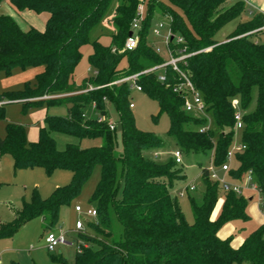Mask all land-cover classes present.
<instances>
[{
    "label": "trees",
    "instance_id": "trees-1",
    "mask_svg": "<svg viewBox=\"0 0 264 264\" xmlns=\"http://www.w3.org/2000/svg\"><path fill=\"white\" fill-rule=\"evenodd\" d=\"M3 0H0V4ZM111 0H10L17 12L47 13L43 31L30 28L23 31L10 16L0 14V72L9 74L13 68L42 66L32 88L0 95V100L20 101L25 112L33 105L66 107L65 116L46 115L35 142H28L25 128L7 123L0 138V155L11 157L14 170L42 168L51 174L67 170L71 182L57 188L50 197L34 195L15 210L10 222L0 224V239L12 238L34 217H40L48 229L59 222L60 210L70 205L81 193L95 166L100 167L99 181L88 203L94 205L103 225L108 222L112 208L123 227L124 240L114 242L110 232L93 228L79 234L88 245L76 251L71 264H264V225L244 239L238 249H232L231 239L220 240L217 232L228 222L249 220V201L232 192L223 193V203L215 220L211 214L218 202L220 187L202 169L204 193L197 205L191 200L193 222L189 224L172 190L184 179L174 160L158 164L143 153L160 149L163 142L154 134L135 127L130 113L128 83H117L134 74L137 84L158 104L159 115L169 120L168 135L182 153L212 156L216 166L224 163L232 145L234 132L233 101L243 111L240 141L245 146L234 156L228 177L242 181L252 172L264 209V43L252 39L264 30V16L253 13L252 18L238 24L222 43L215 35L244 11L239 0H168L187 20L185 25L169 6L149 0L146 19L138 32L139 42L133 51H123L139 0H121L106 24L110 44L104 46L90 41L91 30L104 21ZM158 8L162 16L170 17L171 33H178L182 44L171 36L169 50L176 55L185 48L193 53L179 68L186 72L206 106L212 129L203 128L204 118H195L183 110L184 97L175 88L181 79L171 67L164 70L163 82L155 71L163 62L146 44L151 12ZM248 34V35H247ZM172 38V39H171ZM90 45L88 64L94 74L79 83L73 81L76 66L82 58L81 49ZM210 48V51H204ZM255 101L252 109L251 104ZM106 103L113 104L122 125V154L116 158L114 130L106 121ZM99 117L91 119L86 110ZM3 116V107L0 118ZM156 119V117L154 118ZM194 126V128H190ZM83 139H102L103 144L82 148L66 144L58 150L52 134ZM117 161L121 172L118 176ZM88 224V225H87ZM51 260L68 264L59 255ZM15 264V263H13Z\"/></svg>",
    "mask_w": 264,
    "mask_h": 264
},
{
    "label": "rangeland",
    "instance_id": "rangeland-1",
    "mask_svg": "<svg viewBox=\"0 0 264 264\" xmlns=\"http://www.w3.org/2000/svg\"><path fill=\"white\" fill-rule=\"evenodd\" d=\"M121 0H111L107 9L106 18L99 25L94 27L89 33V40L98 41L104 46L110 44V32L106 27L109 19ZM163 5L169 6L175 11L179 17L183 20L186 26H188L187 20L183 13L176 7L171 6L168 0H156ZM252 0L245 3L244 11L241 15L225 25L214 37L215 41L222 43L226 38L236 29L238 24L245 23L252 18L253 13H256L257 7L253 5ZM149 0H145L142 4L141 18L136 17L139 29H141L147 13H148ZM252 6V8L249 7ZM0 14L8 15L12 17L20 26L23 31H27L30 28H34L38 31H43L46 21L48 19L47 13H35L32 11L17 12L10 5V0H3L0 4ZM162 23L163 27H159ZM146 44L158 55L163 63L169 61L170 52L168 48L169 38L172 36L174 42L182 38L178 33L172 34L170 21L162 16V13L158 8H154L150 15V20L147 27ZM260 43H264V32L260 33ZM253 37L252 39H254ZM210 51V48H208ZM82 58L76 66L73 74V81L79 83L84 78H90L93 76L94 71L88 64V56L92 53L90 45H86L81 49ZM43 71L42 66H30L25 68H13L9 74L0 72V95L7 93H17L23 91L26 87L32 88L36 78ZM157 77L164 74L162 68L155 71ZM142 75V74H141ZM129 93L127 100L130 104H133V108L130 109V113L133 117L135 127L142 131L156 135L162 142L163 147L160 149H152L145 151L143 155L148 160L158 163L166 164L170 160H173L172 153L180 151L175 141L169 137V120L165 114L159 115L158 104L150 99L144 92H138L134 87H130L131 83H128ZM1 101V100H0ZM3 116L0 118V138L5 135V126L7 123L15 124L25 128L26 137L31 134L38 136L39 129L44 125L43 120L48 110V115L52 111L57 112V109L64 108V106H52L47 107L45 104L33 105L29 107L25 112L23 111V105L20 101H10L8 98H3ZM255 101L251 104L253 109ZM235 111H243L240 108L238 102L233 106ZM1 110V108H0ZM106 121L112 124L114 128V134L117 141V146L114 151V156L118 158L123 151L122 146V125L120 122L119 114L116 107L113 104L106 103L105 107ZM86 116L91 119H96L99 116L92 112V110H86ZM195 118H204L206 125L203 128L212 129L213 124L207 115L203 114H190ZM156 117V119H154ZM194 128V126H190ZM53 139L55 140L58 150H63L66 144H80V147L87 148L93 146H100L103 144V140L98 139H83L78 140L69 136L53 133ZM238 133L235 140L238 139ZM29 142V141H28ZM181 152V151H180ZM182 153V152H181ZM212 156H200L196 154L182 153V163L176 164L184 179L178 181L174 186L172 193L177 196L179 206L184 215L185 220L191 224L193 222V214L191 209V200L197 205L202 202V195L204 193V186L202 184V169L205 168L209 171V174L215 175V182L220 184L223 182H230L228 175L220 170L219 166L214 165L211 161ZM121 172L120 162L117 161V173L118 176ZM100 167L95 166L90 178L82 187L80 195L68 206H64L60 210L59 222L52 228L48 229L46 224L43 223L40 217H34L25 223L15 233L12 238L0 239V264H57L54 263L51 258L61 255L68 264L75 261L76 251L78 244L82 243V238L76 235L74 231L75 222L78 220L89 222L93 228L103 229L105 232H110L112 240L114 242H121L124 240L123 227L117 220L115 212L112 208L108 210V222L101 224L99 218H91L86 215L87 211L94 209V205L89 204L88 200L99 181ZM72 174L67 170H55L51 174L45 172L42 168H28L14 170L12 159L9 155L4 154L0 156V221L9 222L12 220L11 207L20 208L22 202H31L34 195H38L40 199H46L60 187H63L71 182ZM209 179L213 181L210 177ZM194 187V191L190 192L188 189ZM246 188V186H245ZM248 188V186H247ZM220 189V188H219ZM180 193H184L180 196ZM220 189L219 199H222ZM245 197H254V201L250 204V207L259 203L257 193L252 191H246ZM218 199V200H219ZM78 205L82 208L80 214L74 211V207ZM218 206V205H217ZM248 207L247 215L249 220L232 221L228 222L220 228L221 233H228L227 239L233 238H247L252 232L257 230L261 225H264V218L257 215V211L251 212ZM217 208V207H216ZM259 210L264 215V209L260 203ZM88 225V224H87ZM228 225V226H227ZM51 230L60 233H67L66 242L64 246L56 248L54 252H48L45 247L44 237L46 232ZM92 235H94L91 228L87 229Z\"/></svg>",
    "mask_w": 264,
    "mask_h": 264
},
{
    "label": "built area",
    "instance_id": "built-area-1",
    "mask_svg": "<svg viewBox=\"0 0 264 264\" xmlns=\"http://www.w3.org/2000/svg\"><path fill=\"white\" fill-rule=\"evenodd\" d=\"M144 1L145 0H139V4L136 8L135 17L131 23L130 32L132 34H131V36H127V38L124 42L123 51H129L130 52V51H133L137 48V45L139 42L138 32L140 29L138 27L136 17L141 18L142 4L140 5V3H143ZM239 1L247 3V0H239ZM165 18H167L169 21H171L170 17H165ZM159 27H163V24L160 23ZM260 30H264V27L254 31V32L248 33V34H252V33H255V32L260 31ZM175 42H176V44H182L183 39L179 38ZM208 50L209 49H206L204 51H208ZM169 52H170L169 61L163 63L161 65V68H165V67L169 66L180 77L181 82L175 88V91H177L178 93H180L184 97L183 110L188 114L206 113V111H205L206 106L203 102V99H202L200 93L197 90H195L193 84L191 83V81L189 79L188 74L179 68V64H181V63L184 66H186L185 60L188 57H190L193 53H186L185 48L178 49L176 51V55H174L170 50H169ZM147 72L148 71H143L141 73L131 75L129 77L122 79L121 81H119L117 83H123V82L129 83L130 82L131 83L130 87H134L136 91L142 92L141 87L137 84V79H138L139 75L145 74ZM164 80H165V77L163 75L158 77V81L163 82ZM237 102H238L237 100H234L233 106ZM238 104H239V102H238ZM3 105H4V103L1 100L0 101V108L3 107ZM129 107L133 108V104H130ZM242 117H243V114H241L240 111L234 110V113H233L234 125L232 128V130L234 132V138L232 141V145L226 154L224 163L219 166L220 170L222 172L226 173L227 175L232 168V163H233L235 154L237 152H242L245 149V146L240 141V133L244 127ZM109 126H110V130H114L112 124L109 123ZM237 133H238L239 137L237 140H235ZM172 157H173L175 164H181L182 163V153L180 151H175L174 153H172ZM209 177L213 181H215V175L214 174H211V175L209 174ZM245 186H246V188H245ZM247 186H248V188H247ZM220 189L223 193L232 192L237 196H243V197H244L246 191H252V192L258 193L256 185L253 182L251 171H248L246 173V175L244 176L242 181H236V180H233L230 178V182L221 183ZM188 191H190V192L194 191V187H190L188 189ZM179 195L183 196L184 193H180ZM74 211L76 213L80 214L82 212V208L80 206L76 205L74 207ZM86 215L88 217H91V218H96L97 217L96 209L94 208V209L88 210ZM74 231L77 233V235H76V238H77V236H79V234L84 233L86 231V222L81 221V220L76 221ZM66 236H67V233L62 232L60 234H57L56 232L48 230L46 232L45 237H44L45 247H46L47 251L48 252H54L56 250V248L64 246L65 244H67ZM87 245L88 244L82 240V243L78 244V246H77V251H80L82 248H86Z\"/></svg>",
    "mask_w": 264,
    "mask_h": 264
},
{
    "label": "crops",
    "instance_id": "crops-1",
    "mask_svg": "<svg viewBox=\"0 0 264 264\" xmlns=\"http://www.w3.org/2000/svg\"><path fill=\"white\" fill-rule=\"evenodd\" d=\"M247 1H249V0H247ZM251 2V1H250ZM253 5H255V7H257V11H256V13H260V14H262L263 16H264V0H252V2H251ZM249 7L250 8H252V6L251 5H249ZM261 37H260V35L258 34V35H256L255 36V40H259ZM224 42V41H223ZM55 110H58L57 112H54V111H52L50 114L52 115V116H65L66 115V107H64V108H60V109H55ZM46 113L48 114L49 112H48V110H46ZM46 114V115H47ZM45 115V116H46ZM45 118V117H44ZM37 138H38V136H37V134L36 135H32L31 134V136H28V134H27V140L29 141V142H35L36 140H37ZM1 156V155H0ZM2 184L0 183V186H1ZM257 196H258V199H259V203H256V205H253V206H251L250 207V204H252V202L254 201V197H245L246 199H248V201H249V204H248V207H250V211L251 212H255V211H257V215L259 216H261L262 218H264V215H263V213H261V211L259 210V206H260V203H261V200H260V196H259V194L257 193ZM24 202V201H23ZM22 202V203H23ZM222 203H223V198L220 200H218V202H217V204H216V206H215V208H214V210H213V212H212V214H211V220H215L216 218H217V216H218V214H219V212H220V209H221V206H222ZM218 205V206H217ZM22 206V205H21ZM217 207V208H216ZM21 208V207H20ZM20 208H15V207H11L10 206V210H11V214L13 215L14 214V211L15 210H19ZM247 212H248V208H247ZM13 219V218H12ZM12 221V220H11ZM264 221V220H263ZM10 222V221H9ZM2 223H6V222H2V221H0V224H2ZM228 226V225H227ZM230 234V232L228 233V231L224 234V233H221L220 231H218L217 232V237L220 239V240H226L227 239V237H228V235ZM231 239V242H230V246H231V248L232 249H238L241 245H242V243H243V241H244V239H242V238H237V239H233V238H230Z\"/></svg>",
    "mask_w": 264,
    "mask_h": 264
},
{
    "label": "water",
    "instance_id": "water-1",
    "mask_svg": "<svg viewBox=\"0 0 264 264\" xmlns=\"http://www.w3.org/2000/svg\"><path fill=\"white\" fill-rule=\"evenodd\" d=\"M131 34H132V33H131V32H129V33H128V36H131ZM171 39H172V38H171Z\"/></svg>",
    "mask_w": 264,
    "mask_h": 264
}]
</instances>
